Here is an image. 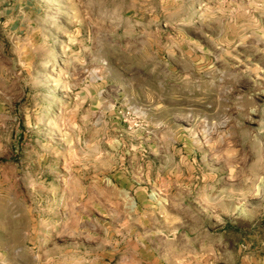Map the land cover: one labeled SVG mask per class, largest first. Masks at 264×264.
<instances>
[{"label":"rangeland","instance_id":"1","mask_svg":"<svg viewBox=\"0 0 264 264\" xmlns=\"http://www.w3.org/2000/svg\"><path fill=\"white\" fill-rule=\"evenodd\" d=\"M0 264H264V0H0Z\"/></svg>","mask_w":264,"mask_h":264},{"label":"crops","instance_id":"2","mask_svg":"<svg viewBox=\"0 0 264 264\" xmlns=\"http://www.w3.org/2000/svg\"><path fill=\"white\" fill-rule=\"evenodd\" d=\"M2 4V3H1ZM7 5V4H6Z\"/></svg>","mask_w":264,"mask_h":264}]
</instances>
